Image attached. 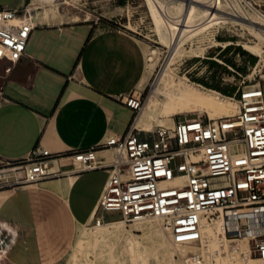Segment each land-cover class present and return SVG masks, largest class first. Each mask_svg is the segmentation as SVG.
I'll list each match as a JSON object with an SVG mask.
<instances>
[{
	"label": "crops",
	"instance_id": "obj_1",
	"mask_svg": "<svg viewBox=\"0 0 264 264\" xmlns=\"http://www.w3.org/2000/svg\"><path fill=\"white\" fill-rule=\"evenodd\" d=\"M29 1L0 0V8L21 12ZM237 58L229 63L240 61L248 71L255 64L245 53ZM145 73L137 40L91 25H36L17 63L0 60V162L42 148L60 156L53 168L65 172L36 186L0 189V264H62L79 228L104 218L97 202L107 172L78 173L69 156L134 125L135 113L121 98ZM139 130L140 140L151 138ZM112 154L97 151L99 160Z\"/></svg>",
	"mask_w": 264,
	"mask_h": 264
},
{
	"label": "built area",
	"instance_id": "obj_2",
	"mask_svg": "<svg viewBox=\"0 0 264 264\" xmlns=\"http://www.w3.org/2000/svg\"><path fill=\"white\" fill-rule=\"evenodd\" d=\"M215 2L232 6L238 14L235 4ZM29 5L21 12L0 8V60L15 64L24 56L35 28ZM213 60L239 80L230 98L237 106L235 116L174 121L172 129L158 127L145 141L132 124L124 135L74 152L69 159L78 173L107 172L97 206L103 212L119 213V221L158 220L171 243L198 246L203 221H210L220 210L228 242L236 246L245 242L248 256L264 260V63L258 58L249 73L242 75L237 70L239 61ZM245 82L249 84L244 86ZM140 97L133 91L121 101L138 115ZM98 149L111 150L110 161L99 160ZM58 158V154L36 148L23 160L0 162V189L32 187L62 176L65 172L53 168ZM176 158L180 162L173 169ZM207 212L214 214L209 217ZM228 213H235L234 228H229ZM106 223L99 217L94 225ZM181 261L205 264L203 257L193 254Z\"/></svg>",
	"mask_w": 264,
	"mask_h": 264
},
{
	"label": "rangeland",
	"instance_id": "obj_3",
	"mask_svg": "<svg viewBox=\"0 0 264 264\" xmlns=\"http://www.w3.org/2000/svg\"><path fill=\"white\" fill-rule=\"evenodd\" d=\"M49 2L29 1V8L38 15L37 21H33L34 26L91 25L93 28H110L131 35L141 45L145 53L147 67L142 83L135 90L136 96L141 95L142 101L141 111L138 115L134 114L136 121L148 106L152 107L155 103L161 105L166 101L167 93L172 91L166 82L169 76H174L200 93H208L206 91L208 90L210 95L220 94L232 107H236L230 98L239 86V80L236 77L233 79L232 75L213 59L229 64L234 59L238 60L237 55L242 53L240 50H244L245 54L254 62L258 58L261 63L264 62V42L258 40L245 28L246 25L242 26L244 24L241 22L209 28L196 39L184 42L182 45L184 53L181 57H175L171 61V45L163 43V35L157 31L159 23L157 18L151 14L147 0H51ZM225 2L235 4L240 17L251 19L256 23L258 31H264L262 28L264 27V0H225ZM239 3L240 5H238ZM209 4H211V0H209ZM221 5L224 13L236 15L232 6H227L225 3ZM224 16L227 15L224 14ZM252 46H257L261 54L257 56L249 52L248 47ZM167 70L168 76L161 81ZM237 70L242 75L249 73L244 65L239 66ZM222 76L225 79L224 82L221 80ZM219 84H222L225 90L220 89ZM248 84L245 82L244 86ZM261 85L264 88V82ZM198 117L209 118L204 111L193 109L188 113L173 117L172 126L174 121ZM221 118L215 117L211 120ZM136 121H134L136 130L141 129L145 133L153 132L158 127L172 128L167 120L162 119V125L138 129ZM179 162L180 159L176 158L171 167L175 169ZM218 212L219 214L216 213L214 218H210V221L205 220L206 225L212 226L214 219L222 214L220 211ZM206 214L210 217L214 213L207 212ZM103 215L105 221L121 222L119 213L104 212ZM111 223L100 225L102 228L96 230L97 226L95 225L79 228L74 244L62 264H182L181 260L188 254L203 257L205 264H235L230 257L235 258L236 254L233 251L240 252V243L236 246L228 242L225 230V243L231 255L222 252L223 248L215 252L203 245H178L176 247L171 243L169 233L156 220L125 223L121 226H105ZM157 231L162 232L164 238ZM99 232L104 233L106 237H102ZM249 259L258 258L248 256Z\"/></svg>",
	"mask_w": 264,
	"mask_h": 264
},
{
	"label": "bare ground",
	"instance_id": "obj_4",
	"mask_svg": "<svg viewBox=\"0 0 264 264\" xmlns=\"http://www.w3.org/2000/svg\"><path fill=\"white\" fill-rule=\"evenodd\" d=\"M44 1L49 2L51 0H43V2ZM147 2L149 4L151 14L157 18V21L159 23L157 31H159L163 35V43H165L166 45H171V61H173L175 57H181V55L184 53L182 48L184 42H189L194 38L196 39L197 36L199 37V35L203 34V32H206L209 28L214 26L220 27L221 25L241 22L242 24H244L242 26L246 25L245 28H247L252 34H254L258 38V40L264 42V31H258V28L255 26V22L251 21V19H243L238 14L229 15L227 13H224L222 11L223 9L221 8L222 2L216 3L215 0H211V4H209V0H147ZM31 12L32 20L37 21L38 15L34 11ZM224 14L227 16H224ZM262 28L264 29V27ZM248 49L249 52L254 55L258 56L261 54L260 49L257 46L248 47ZM166 76H168V70L163 74V78L161 79V81H163ZM166 82L172 89V91L170 90V92L167 93L165 99L166 101L161 105L155 103L153 104L154 106H148L147 109L143 110L137 121L135 120L137 128H150L153 126L162 125V119L165 121L167 120V122L172 126L173 117L188 113L189 110L193 109L204 111V113L207 114L210 119H214L215 117H233L237 114V106H234V109V107H232L226 101V98L220 94L215 93V95H210V91L208 90H206L208 93H200L191 89V87L179 81L174 76H169V79H167ZM221 213V216L219 215L214 219L212 226L206 225L205 220L203 221L200 229L202 239L201 243L198 246L203 245L206 248L213 249V251L215 252H218L223 248L222 252L231 255L229 254V248L225 243L224 230L226 231V226L224 227V224L226 223V221L223 218V212ZM228 215L229 228H234L235 226H232V221L235 218V213H228ZM156 221L161 224L160 221ZM125 223L126 222L121 221L111 223L109 225L107 224L105 226H121ZM100 225H98L95 230L98 228H102L100 227ZM157 232L161 237L164 238L162 232ZM99 234L102 237H106V235L102 232H99ZM165 235H167V233H165ZM173 245H175L176 247H178V245L195 246L190 243ZM240 246V252L233 251L236 255L235 258L230 257L232 262H234L235 264H264V260H248L247 244L245 242H242Z\"/></svg>",
	"mask_w": 264,
	"mask_h": 264
},
{
	"label": "trees",
	"instance_id": "obj_5",
	"mask_svg": "<svg viewBox=\"0 0 264 264\" xmlns=\"http://www.w3.org/2000/svg\"><path fill=\"white\" fill-rule=\"evenodd\" d=\"M240 51H242V53H246L244 50H240Z\"/></svg>",
	"mask_w": 264,
	"mask_h": 264
}]
</instances>
